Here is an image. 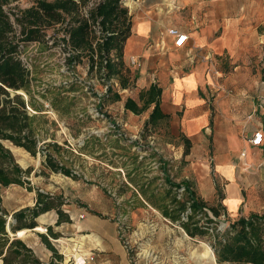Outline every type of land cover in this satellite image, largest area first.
<instances>
[{"label":"rangeland","instance_id":"obj_1","mask_svg":"<svg viewBox=\"0 0 264 264\" xmlns=\"http://www.w3.org/2000/svg\"><path fill=\"white\" fill-rule=\"evenodd\" d=\"M32 2L16 0L14 4L24 8ZM252 2L264 5V0H240L246 7ZM54 32L61 37L59 27L48 31L49 34ZM50 44H30L22 54L32 58L35 98L43 105L40 114L47 119L44 128H40L39 145L64 161L76 177L45 167L42 152L32 156L25 151L23 158L13 150L11 141L3 140L16 163L23 169L33 167V171L24 176L30 183L0 186V194L9 221L15 212L34 206L38 190L66 199L62 209L71 221L56 225L57 213L52 210L36 219L44 231L29 229L21 239L44 264L53 259L52 251L40 236V233H48V226L60 234L58 239L50 237L62 255L61 260L55 258L56 264H220L213 255L209 237L189 236L139 192L144 187L148 195H154L153 201L161 202L169 189L161 169L163 162L174 181L183 180L189 165L185 160L187 135L181 126L170 117L146 128L145 121L152 108L141 114L125 110L128 97L138 100V79L134 86L124 90L117 79L111 80V97L102 101L101 113L96 114L105 84L88 73L86 59L75 70H69L66 51L62 46ZM261 57L264 58V51L256 60ZM126 65L132 70V77L139 74L129 62ZM59 92L72 104L69 112L63 104L58 105L59 110L51 106V100ZM193 147L192 141L190 152ZM206 150L211 159L212 144ZM242 166L243 179L253 180L245 196L249 198L256 192L259 203L256 213L264 214V181L256 183L253 168ZM225 182L220 181V186ZM30 185L33 190L28 189ZM226 211L233 219L229 209ZM228 223L222 215L216 224L221 229ZM76 255L84 258L85 263L78 262Z\"/></svg>","mask_w":264,"mask_h":264},{"label":"trees","instance_id":"obj_2","mask_svg":"<svg viewBox=\"0 0 264 264\" xmlns=\"http://www.w3.org/2000/svg\"><path fill=\"white\" fill-rule=\"evenodd\" d=\"M15 1L0 0V186L3 187L30 183L24 176L33 171V167L23 169L16 163L3 140L11 141L32 156L42 152L45 167L76 177L64 161L39 145L40 128H44L47 119L40 114L43 105L35 98L32 58L22 55L30 44L62 46L67 55L66 65L72 71L86 59L88 73L105 84V93L99 97L96 109L98 115L102 101L111 97V80L117 79L124 90L134 86L139 77V74L132 77V70L124 60L125 42L132 24L124 0H33L24 8L14 4ZM57 27L62 31L61 37L57 32L48 33ZM162 92L161 86L152 84L138 92V100L128 97L124 108L134 114L152 108L145 127L156 126L159 121L171 117L162 109ZM41 96L45 97L44 93ZM115 96L120 100L118 93ZM66 98L61 92L57 93L51 106L59 110L58 105L63 104L69 112L72 104ZM112 124L116 125V122ZM185 142L186 156L192 141L186 136ZM54 146L61 149L59 144ZM161 165L169 189L158 203L153 201L154 195H148L147 189L141 187L139 192L147 202L164 217L178 223L189 236L209 237L218 263L264 264V214L251 213L247 217L231 219L222 203L224 198L218 182L219 201L210 204L198 194L189 179L176 182L169 175L166 163ZM28 189L33 190V187L30 185ZM66 201L59 195L38 190L34 206L15 212L9 221L0 194V264H44L24 240L11 234L20 229H34L38 226L36 219L52 210L58 215L56 225L70 222L69 214L62 209ZM222 215L229 223L219 229L216 223ZM47 232L40 233L42 241L53 253V259L47 264H56L55 258L61 260L62 255L50 237L58 239L60 234L52 226L47 227Z\"/></svg>","mask_w":264,"mask_h":264},{"label":"crops","instance_id":"obj_3","mask_svg":"<svg viewBox=\"0 0 264 264\" xmlns=\"http://www.w3.org/2000/svg\"><path fill=\"white\" fill-rule=\"evenodd\" d=\"M124 2L132 17L124 60L130 64L134 57L141 64L134 66L139 91L161 86L163 111L194 142L182 178L210 204L219 201L216 182L226 180L220 186L222 203L233 219L256 213V192L249 198L244 193L253 180L243 179L242 165L253 168L256 183L264 181V141L260 146L249 141L256 131L264 133V58L256 60L264 51V5L246 7L240 0ZM171 28L188 35L184 46L175 45ZM211 144L210 159L206 147Z\"/></svg>","mask_w":264,"mask_h":264},{"label":"built area","instance_id":"obj_4","mask_svg":"<svg viewBox=\"0 0 264 264\" xmlns=\"http://www.w3.org/2000/svg\"><path fill=\"white\" fill-rule=\"evenodd\" d=\"M169 34L174 37V43L176 46H184L185 43L188 41V35L179 29L171 28L169 29ZM130 64L133 66H140V62L137 58L131 57ZM260 106L264 108V99L261 101ZM250 143L255 146H260L263 144L264 141V133L262 131H256L252 137L249 139ZM84 259V258H83ZM85 263V259H84Z\"/></svg>","mask_w":264,"mask_h":264},{"label":"bare ground","instance_id":"obj_5","mask_svg":"<svg viewBox=\"0 0 264 264\" xmlns=\"http://www.w3.org/2000/svg\"><path fill=\"white\" fill-rule=\"evenodd\" d=\"M22 92V91H21ZM12 148H13V150L16 152V153H18V154H20L23 158L25 157L24 155H25V149H23V148H21V147H18V146H12ZM19 156V155H18ZM21 159V161H23L24 159ZM42 215V214H41ZM34 229H36V230H38V231H44V227L43 226H41V225H38L37 227H35ZM28 230L29 229H20L19 231H17V235H18V237H25V235L27 234V232H28ZM76 257H77V260H78V262H83L84 261V259L83 258H81V257H79V255H76Z\"/></svg>","mask_w":264,"mask_h":264},{"label":"water","instance_id":"obj_6","mask_svg":"<svg viewBox=\"0 0 264 264\" xmlns=\"http://www.w3.org/2000/svg\"><path fill=\"white\" fill-rule=\"evenodd\" d=\"M19 93H22V92H19ZM6 218H7V215H6ZM7 230L10 231V225H9V224L7 225ZM15 236H16L17 238H21V237H18L17 233L15 234ZM213 255H214V257H215L214 252H213Z\"/></svg>","mask_w":264,"mask_h":264}]
</instances>
